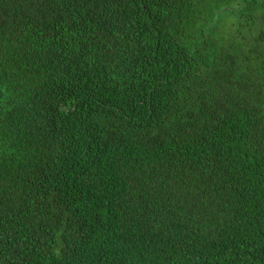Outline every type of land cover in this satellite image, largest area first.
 Segmentation results:
<instances>
[{"label": "trees", "instance_id": "obj_1", "mask_svg": "<svg viewBox=\"0 0 264 264\" xmlns=\"http://www.w3.org/2000/svg\"><path fill=\"white\" fill-rule=\"evenodd\" d=\"M0 264H264V0H0Z\"/></svg>", "mask_w": 264, "mask_h": 264}]
</instances>
